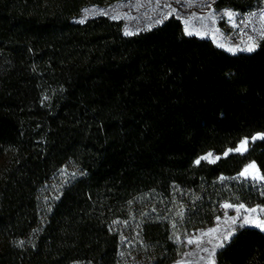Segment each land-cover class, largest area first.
Wrapping results in <instances>:
<instances>
[{
  "label": "trees",
  "instance_id": "trees-1",
  "mask_svg": "<svg viewBox=\"0 0 264 264\" xmlns=\"http://www.w3.org/2000/svg\"><path fill=\"white\" fill-rule=\"evenodd\" d=\"M115 1L0 0V264H118L113 222L131 218L170 264L222 202L264 206V182L236 177L250 162L264 176V139L227 152L264 132V37L230 53L175 16L131 35L104 15L76 22ZM68 161L81 173L41 221L38 191ZM215 260L264 264V231L238 228Z\"/></svg>",
  "mask_w": 264,
  "mask_h": 264
},
{
  "label": "rangeland",
  "instance_id": "rangeland-1",
  "mask_svg": "<svg viewBox=\"0 0 264 264\" xmlns=\"http://www.w3.org/2000/svg\"><path fill=\"white\" fill-rule=\"evenodd\" d=\"M215 1L216 0H181L180 3H177V0H119L106 5L97 6L98 8L96 10L97 12H105L108 15L121 18L123 22V31L125 33L136 32L158 24L156 21L164 20L163 17L165 15L168 17L178 15L182 18L185 27H188L190 31H195L200 36L210 38L216 46H218V44H224L230 47L239 46L240 48H246L249 44L255 46L257 41L264 37V21L260 19V13L264 12V0H261V6L258 9L245 13H241L228 6L216 7ZM121 2L125 3L123 6L119 7L118 12L115 10V5ZM172 9H176L177 11L169 15V13H172ZM227 11L234 13L231 21L226 15H223ZM82 13H84V11H80L77 18H80ZM252 13H256V15H251ZM233 23L235 27H233ZM249 37H251V40H249ZM220 48L230 53L246 51L231 52L228 51L226 47ZM44 99H46V97ZM259 139H264V132L256 133L248 138H243L235 148L227 152L244 153L246 150L236 151V149L241 146L242 141H247L245 145L247 149L250 143ZM209 153H211L209 159L204 160L215 161L220 157V155L213 152H208L202 157L208 156ZM249 164L253 163L250 162L246 164L236 177L264 182V180L252 179L251 175L248 177L240 176V173ZM253 171H258L257 167L255 170L249 169L250 174ZM80 173L81 170L72 161H68L57 169L40 187L38 199L41 221H43L53 203L60 196L63 187L73 181ZM258 174L261 175L259 171ZM226 203L231 205V207L224 208L223 205ZM240 204L241 203L229 201L222 202V214L214 220L211 226L199 229L193 235L185 236L183 238L184 251L170 264H215L216 252L220 248L216 247V245H222L226 241L224 237L229 236V233H231L229 236L230 238L235 230L246 226H253L260 230H264V228L258 227L256 223L258 221H264V206L244 205L245 209L254 208L257 211L251 212L241 209L237 212V208ZM245 218H247L248 223H245ZM115 222L116 223L113 225L119 231L118 264H124L133 260H139L146 264H153L152 260L148 258V249L140 237L136 219H116ZM211 229H215L216 231L209 232ZM204 233H208V235H204ZM194 238H198V241L191 244L188 243L189 239ZM209 241H211V243H209ZM196 244L199 249L198 253L189 255L190 251L196 247ZM204 249H208V251H204ZM214 249L215 251H213ZM71 264L89 263L76 261Z\"/></svg>",
  "mask_w": 264,
  "mask_h": 264
},
{
  "label": "snow or ice",
  "instance_id": "snow-or-ice-1",
  "mask_svg": "<svg viewBox=\"0 0 264 264\" xmlns=\"http://www.w3.org/2000/svg\"><path fill=\"white\" fill-rule=\"evenodd\" d=\"M181 2V0H177V3H180ZM209 7H210V5H209ZM176 9H172V13H169V15H171V14H174V13H176ZM223 15H226L228 18H229V20L231 21V19H232V17H233V15H234V13L233 12H231V11H227V12H225ZM251 15H256V13H252ZM168 18V16L167 15H165L164 17H163V19H167ZM179 18V17H178ZM260 19L262 20V21H264V12H262V13H260ZM84 22V20H81L80 21V23H83ZM157 23H162L163 22V20H157L156 21ZM233 27H235V24L233 23ZM218 31V30H217ZM126 35H131V34H133V33H130V32H126L125 33ZM185 34L186 35H194V34H198V33H196L195 31H190L189 30V28L188 27H185ZM249 40H251V37H249ZM218 46L219 47H226V49L228 50V51H231V52H235V51H244V50H246V51H249V52H251V51H253V45L252 44H249L246 48H240L239 46H235V47H230V46H227V45H224V44H218ZM247 144V141H242L241 142V146L240 147H238L237 149H236V151H244V150H246V147H245V145ZM211 156V153H209L208 154V156H206V157H201L200 159H209V157ZM209 162H214V161H212V160H210ZM195 163H197V164H199L200 163V160L198 159ZM249 169H253V170H255L256 169V166H255V164L253 163V164H249L241 173H240V176H242V177H248L249 175H251V178L252 179H260V180H264V176H261V175H259L258 174V171H253L251 174L249 173ZM223 207L224 208H229V207H231V205H229V204H224L223 205ZM241 209H245V206H244V204H240L239 206H238V208H237V212H239ZM245 211H251V212H255V211H257L256 209H245ZM233 222H235V221H233ZM113 223H116L115 221L113 222ZM245 223H248V220H247V218H245ZM257 223V226L258 227H261V228H264V221H258V222H256ZM216 230L215 229H211V230H209V232H215ZM204 235H208V233H204ZM231 235V233H229V236ZM229 236H225L224 237V240H227L228 238H229ZM176 239H179V237H176ZM122 240H123V237H122ZM198 241V238H194V239H189L188 240V243H195V242H197ZM209 243H211V241H209ZM222 245H220V244H217L216 245V247H221ZM204 251H208V249H204ZM213 251H215V249L213 250Z\"/></svg>",
  "mask_w": 264,
  "mask_h": 264
},
{
  "label": "crops",
  "instance_id": "crops-1",
  "mask_svg": "<svg viewBox=\"0 0 264 264\" xmlns=\"http://www.w3.org/2000/svg\"><path fill=\"white\" fill-rule=\"evenodd\" d=\"M125 2H121V3H118V4H116L115 5V10H117L118 12H119V7L120 6H123V4H124ZM98 5H86V6H84V7H82L81 8V10L80 11H84V13H82V15H80V18H77L76 17V22H80L81 20H87V19H90V18H93V17H96V16H100V15H104V16H107V17H109V18H111V19H116V20H121V18H119V17H117V16H111V15H108L107 13H105V12H97V7ZM176 18H178L179 16L178 15H174ZM180 21H181V23H182V25H183V29H184V32H185V25H184V22L182 21V18L181 17H179L178 18ZM159 24V23H158ZM155 25H157V24H155ZM155 25H153V26H155ZM153 26H151V27H153ZM148 28H150V27H148ZM146 29V28H145ZM142 30H144V29H142ZM139 31H141V30H139ZM124 32V31H123ZM136 32H138V31H136ZM136 32H132V33H136ZM124 34H125V32H124ZM195 36H198V37H201V38H208V37H206V36H200V35H196V34H194ZM208 39H210V38H208ZM211 40V39H210ZM257 228V227H256ZM262 231H264V230H262ZM198 245L196 244V247H194L191 251H190V253H189V255H195V254H197L198 253ZM186 256V255H185ZM184 256V257H185ZM183 257V258H184ZM124 264H146V263H144V262H142V261H139V260H133V261H128V262H126V263H124Z\"/></svg>",
  "mask_w": 264,
  "mask_h": 264
}]
</instances>
